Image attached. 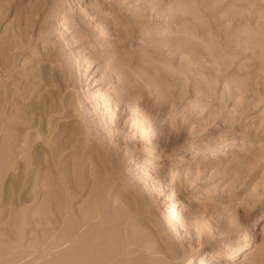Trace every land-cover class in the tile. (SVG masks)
<instances>
[{"label": "rangeland", "instance_id": "1", "mask_svg": "<svg viewBox=\"0 0 264 264\" xmlns=\"http://www.w3.org/2000/svg\"><path fill=\"white\" fill-rule=\"evenodd\" d=\"M1 151L0 264H264V0H0Z\"/></svg>", "mask_w": 264, "mask_h": 264}, {"label": "bare ground", "instance_id": "2", "mask_svg": "<svg viewBox=\"0 0 264 264\" xmlns=\"http://www.w3.org/2000/svg\"><path fill=\"white\" fill-rule=\"evenodd\" d=\"M14 128V127H13ZM19 130V129H18ZM21 130V129H20ZM16 131V130H15ZM5 132V131H4ZM15 133V132H14ZM5 134V133H4ZM14 135V134H13ZM6 136V135H5ZM9 136V135H8ZM10 137V136H9ZM15 137V136H14ZM4 139V138H3ZM5 140V139H4ZM14 140V139H13ZM2 143H3V140H2ZM8 143V142H7ZM18 143V142H17ZM12 145V144H11ZM15 145V144H14ZM3 146V145H2ZM7 147H8V145H6ZM19 146V145H18ZM224 147V146H223ZM19 148V147H18ZM18 148H16V149H18ZM23 148V147H22ZM5 149V148H4ZM4 149H3V151H4ZM15 149V148H14ZM20 149V148H19ZM223 148H219V149H217V150H212V151H209V152H211V153H217L218 151H221ZM7 150V149H6ZM34 150V149H33ZM3 151H1V152H3ZM26 151V150H25ZM30 152V151H29ZM28 151H27V154L29 153ZM8 153H9V151H8ZM34 153V152H33ZM36 153V152H35ZM3 154H4V152H3ZM7 154V153H6ZM25 154V153H24ZM26 154V155H27ZM32 154V153H31ZM5 155V154H4ZM17 155H19V154H17ZM6 156V158H5V160H4V162L2 163L1 162V164H0V173H2L3 175L7 172V171H9L8 169L9 168H11L12 167V158H11V156L10 155H5ZM13 156V155H12ZM21 156H22V154L20 155V158H21ZM26 157V156H25ZM0 158H1V156H0ZM16 158H18V157H16ZM29 159V158H28ZM15 160V159H14ZM1 161H3V159L1 160ZM22 161V160H21ZM24 161V160H23ZM27 161V160H26ZM19 162V161H18ZM31 162V161H30ZM21 163V162H20ZM24 163V162H23ZM36 163V162H35ZM14 164V163H13ZM22 164V163H21ZM25 165H27V164H25ZM25 165H22V167L20 168V166H19V169L16 171V167H14V169H13V173H11V175H9V177H8V181L7 182H9V187H8V189H10L11 190V192H14L15 193V197H16V199L18 200V195H19V193H20V190L22 189V188H24L26 185V187H28V184L29 183H31L30 182V175H29V168L27 167V166H25ZM33 168V167H32ZM34 170V169H33ZM32 170V171H33ZM8 174V173H7ZM10 174V173H9ZM34 174V173H33ZM1 175V174H0ZM36 175V174H35ZM34 175V176H35ZM33 179V178H32ZM31 179V180H32ZM34 181V180H33ZM30 185V184H29ZM25 187V188H26ZM6 188V187H5ZM9 191V190H8ZM13 194V193H12ZM46 194V193H45ZM50 194V193H49ZM51 196V194L50 195H46L45 197H44V201H43V203H44V205L45 206H47V205H49L50 203H51V201H52V199L53 198H51L50 197ZM55 197V196H54ZM8 199V198H7ZM19 199H20V196H19ZM9 201V200H8ZM13 203H15V201L13 202ZM13 203L11 204V205H13ZM17 204V203H16ZM21 204V203H20ZM22 205V204H21ZM21 205H19L18 204V206H21ZM1 207V206H0ZM3 207V206H2ZM12 207V206H11ZM44 207V206H43ZM49 207V206H48ZM47 207V208H48ZM9 208V207H8ZM46 208V209H47ZM10 209V208H9ZM14 210V209H13ZM20 210V209H19ZM22 211V210H21ZM84 211H86V210H84ZM14 212V211H13ZM19 211H17V213H18ZM89 212V211H88ZM23 214H24V212H22ZM43 213H45V212H43ZM86 213V212H85ZM94 213V212H93ZM20 214V213H19ZM18 214V215H19ZM87 214V213H86ZM42 215V214H41ZM181 215H182V207H180V202L178 201V200H173L172 201V203H171V205H170V207L167 209V216L168 217H171L172 218V221H174V223L176 224V225H180L181 224V219H180V217H181ZM22 216V215H21ZM43 216V215H42ZM20 217V216H19ZM17 218V222H19L18 221V217H16ZM42 218V217H41ZM260 219V218H259ZM41 220V219H40ZM24 221V220H23ZM104 221V220H103ZM20 223H22V222H20ZM13 225V224H12ZM20 225V224H19ZM254 225H255V223H251V225H250V229L249 230H251L253 227H254ZM104 227H105V225H103ZM103 228V227H102ZM95 229V228H94ZM21 232V231H20ZM250 232V231H249ZM249 232H247V229H246V231H245V236L246 237H249ZM19 233V232H18ZM20 234V233H19ZM74 234V233H73ZM95 234V233H94ZM69 236V235H68ZM92 236V235H91ZM102 237V236H101ZM107 237V236H106ZM18 238H20L19 236H18ZM73 238H75V237H73V235L72 234H70V236L67 238L68 239V241L69 240H71V239H73ZM79 238V237H78ZM85 238V237H84ZM66 239V238H65ZM67 239H66V241H67ZM81 240H84V239H82L81 238ZM98 240V239H97ZM100 241V240H99ZM65 242V241H64ZM89 243H90V241H89ZM100 243V242H99ZM87 245V244H86ZM81 247H83V245L81 246ZM85 247V246H84ZM75 249L77 248V247H74ZM73 248V249H74ZM87 248V247H86ZM95 248H96V246H95ZM112 248V247H111ZM5 249V248H4ZM73 249H72V246H67V248H66V250H64V253H65V255L63 256V257H65L64 259H66L67 260V263L66 264H73L74 262L73 261H76V260H73L74 258H75V255H73ZM77 250V252H79V250L80 249H76ZM2 251V250H1ZM6 251V250H5ZM84 251V250H83ZM91 251V250H90ZM100 251H102V250H100ZM94 252V251H93ZM220 251L218 250V249H216V250H214L211 254H209V255H207V256H204V258L206 259L205 261L208 263V264H214V263H219V261H220V258H221V255H220V253H219ZM5 253V252H4ZM75 254H76V252H74ZM81 253H83V252H81ZM86 253V252H85ZM85 253H84V256L86 257V255H85ZM87 254V253H86ZM107 254V253H106ZM114 254V253H113ZM78 256H80V255H82V254H80L79 255V253L77 254ZM88 255V254H87ZM102 255V254H101ZM61 256V255H60ZM73 256H74V258H73ZM83 255L81 256V258L79 259L80 260V263L79 264H85V262H87L85 259V257H84ZM112 256V255H111ZM94 257V256H93ZM103 257V256H102ZM77 258V257H76ZM75 258V259H76ZM234 258L235 257H233L231 260H234ZM64 259H63V262H64ZM99 259V261L100 262H102L103 261V263H101V264H107L108 262H106V259L107 258H105L104 259V257L103 258H98ZM91 260L92 259H90L88 262H91ZM102 260V261H101ZM47 261H49V260H47ZM59 261H61V260H59ZM94 261H96L95 259H94ZM99 261H97L98 263H99ZM109 261H110V259H109ZM50 262V261H49ZM77 262V261H76ZM87 262V263H88ZM97 263V264H98ZM90 264V263H89Z\"/></svg>", "mask_w": 264, "mask_h": 264}]
</instances>
